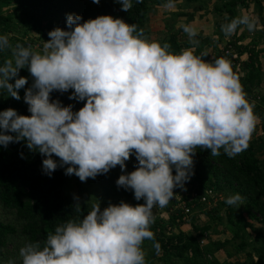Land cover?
Masks as SVG:
<instances>
[{
    "label": "clouds",
    "instance_id": "9594fccd",
    "mask_svg": "<svg viewBox=\"0 0 264 264\" xmlns=\"http://www.w3.org/2000/svg\"><path fill=\"white\" fill-rule=\"evenodd\" d=\"M117 2L122 11L132 8V0ZM166 6L173 7L172 0ZM81 21L80 15L67 14L68 30L49 31L42 51L18 44L14 60L0 65V91L19 101V90L25 89L30 113L0 111V146L24 142L44 157V174L50 177L68 165L65 175L82 182L116 166L124 172L134 156L135 170L120 175L116 185L144 203H109L103 210L98 203L78 222L57 226L42 248L25 243L21 264H146L142 244L155 240L152 209L165 207L175 198L174 189L190 181L195 149L212 156L222 149L234 157L248 147L258 118L227 60L206 62L192 49L172 53L167 43L146 40L135 24L110 15ZM239 25L253 28L243 16L221 29L231 35ZM183 30L190 38L197 35L191 26ZM9 47L8 37L0 35V51ZM24 68L33 78L28 88V79L19 76ZM69 90V100L84 102L78 111L51 99L54 91ZM241 199L237 193L225 202ZM74 200L80 211L79 198ZM153 247L159 254V243Z\"/></svg>",
    "mask_w": 264,
    "mask_h": 264
},
{
    "label": "trees",
    "instance_id": "16d2710c",
    "mask_svg": "<svg viewBox=\"0 0 264 264\" xmlns=\"http://www.w3.org/2000/svg\"><path fill=\"white\" fill-rule=\"evenodd\" d=\"M179 1L191 3L195 0H172V3L174 5ZM254 1L257 18L264 26L262 17L264 6L260 0ZM168 3L169 0H140L139 3L137 0H132V8L129 12H125L121 10V5L117 0H100L99 4H94L92 0H0V6L14 7L19 16L20 25L28 32L34 33L40 40L41 46L44 41L50 39L49 31L57 27L68 30L67 14L80 15L81 23L101 15L120 18L127 24H135L137 31L142 30V37L147 40L150 34L148 23L151 10H155V7L166 6ZM244 4L246 0H229L222 7L223 9H219L220 12L225 10L229 19H223L217 24V38L213 44L217 46L226 38L228 39L217 58L227 60L234 74L235 64H241L240 73L243 75H238L239 82L247 100L253 107L255 116L261 123V135L250 138L248 147L234 157L224 154L222 149L219 156L210 155L208 150L195 149L194 175L188 181V195H181V200L186 201L188 207L194 206L193 214L197 208H200V214L213 222L221 221V209H225L229 224L227 231L232 237L223 243L214 241L206 243L205 241L202 244V240H207L206 238L212 233L211 224H190L192 229L186 232L183 227L189 225L188 218L183 214V210L176 209L168 220L158 217L150 225L155 240L146 239L142 244L146 264H154L147 254L148 246L154 242L160 245L159 253L162 255L163 264H222L217 259V253L227 246L234 247L238 254L244 252L247 247H252L256 259L248 253V259L244 264H264V96L256 101L258 90H261L264 85L261 78L263 63L260 60V53L264 51L248 49L235 40L240 25L231 35H226L221 29L222 25L230 23L233 18L237 17L236 7ZM174 16L185 15L176 13ZM13 26L14 15H0V35H6L10 45L4 51H0V65L6 60L13 59L12 53L16 45L31 47L29 41L10 37ZM183 28L171 35L165 42L170 45L169 51L179 54L185 49H192L194 55L206 60L203 49L211 47L213 39L203 37V34L199 33L192 38L188 35L187 39L181 42L179 33L186 34ZM191 40L197 43L193 44ZM228 51H230L229 54H227ZM235 54L237 59H234ZM244 57L246 58L243 59ZM19 76L28 79L25 88L31 86L33 78L27 68L21 69ZM10 82L14 83V81ZM24 91L25 89L19 90L21 99L24 97ZM71 92L72 90H69L61 94L54 91L51 99L59 100L64 106L71 104L73 111H78L84 106V102L69 100L68 96ZM8 108L15 109L20 115H30L27 111L28 106L8 96L6 91H0V111ZM21 153H23V158ZM43 158L38 152L30 151L24 142L9 144L7 148L0 146V264H8L10 260L14 261V264H21L19 249L25 243H39L42 248L48 235L54 234L57 226L68 221L78 222L93 208L88 204H80L81 210L77 211L73 207L76 202L66 195L67 180L63 167H58L49 177L42 172ZM53 159L59 160L55 156ZM136 165L135 160L133 171ZM122 174L121 169L115 167L107 174L97 175L95 179L91 178L100 190L106 207L109 203L119 204L121 201L132 206L144 203L143 199L140 201L134 199L132 190H125L116 185V180ZM177 190L174 189V192ZM81 191L86 190L81 188ZM206 191H218L225 198L215 207H207L199 202V198H193L194 193L200 197L205 195ZM237 193L242 199L235 205L225 202L229 196ZM241 202H243V207H241ZM240 207L243 208L242 213H239ZM251 221H258L263 228H255ZM249 230L252 233H249ZM252 241L254 245L251 246ZM154 252L157 254L156 250Z\"/></svg>",
    "mask_w": 264,
    "mask_h": 264
},
{
    "label": "rangeland",
    "instance_id": "374dc122",
    "mask_svg": "<svg viewBox=\"0 0 264 264\" xmlns=\"http://www.w3.org/2000/svg\"><path fill=\"white\" fill-rule=\"evenodd\" d=\"M260 1L262 3L264 2V0H260ZM235 10L238 12V14L236 15L237 16L236 18L243 17V16L250 17V15L257 18L256 2L254 0H246V4L238 5ZM176 13H184L185 16H181V17L174 16ZM8 14L14 15L13 32L11 33L10 37L21 38L25 42L29 41L31 43V49H33V51L35 52L42 51L41 42L35 36V34L32 32H28L26 28L20 25V19H19L18 14L14 10V7L13 6H10V7L0 6V15H8ZM208 14L209 13H206L203 16L206 17ZM193 15H194V18H193ZM216 15L220 19L219 22L223 19H226V20L229 19L227 16H223L222 14H219V13H217ZM195 17H196V8L192 9V6L189 7L188 4L182 1L177 2V4L173 7H166V6L155 7V10L152 9L151 14H150V19L148 23L150 34L147 40L158 41L161 45H163L169 39L171 35H173L174 33H178L182 27L192 23ZM215 19L216 17L213 16L212 23H214ZM209 27H210L209 28L210 31L206 32L207 36L203 35V37H209L208 34H211V33L213 34V32H211L212 25ZM179 34H180L179 36L181 37L180 38L181 42L186 40L188 37L187 33L185 35H182L181 33ZM252 34L254 35L251 36ZM213 35L211 36L213 37ZM212 39H213L212 40V44H213V41H215L216 38H212ZM235 40H237L243 47H247L248 49H254V48L256 49L258 47H263L264 45V26L260 28H256V26L253 24V28L249 30L246 25H240L237 30V34L235 35ZM227 41L228 39L226 38L223 41V43L218 44L217 46L213 44L211 47H205L203 49V52L206 55L205 61L213 62L217 58L218 53L223 50L224 45L227 43ZM254 44H255V47H254ZM245 58L246 57H244L243 59ZM261 59L264 65V56H262V53H260V60ZM261 78L263 82L262 84H264V71H262L261 73ZM258 92H259V95H258L259 97L264 96V85H263V88H261V90H258ZM18 102H20L24 106H28L26 103H24L23 99H20ZM259 134L261 135V123L257 119V122L253 130V133L251 135V138ZM134 163H135V157L131 156L129 160L126 161V169L123 172V174L132 172L133 171L132 167ZM66 167L68 166L67 165L63 166L64 171ZM116 168L120 169L119 166H116ZM66 180H67L66 195L68 196L70 200H72L73 202H77L76 200H74V197H78L79 203L81 205L88 204L93 207L94 205L99 203L101 210H103L106 207L100 190L94 185L93 180L91 178H88L86 181L82 182L77 176L73 174V175H66ZM78 184H80V186H78ZM81 188L85 189L86 191L85 192L81 191ZM187 188L189 189L188 182L185 184L184 189L177 188L178 190L174 192L176 194L175 198L170 200V202L165 207H157L156 212L153 214L154 219L159 217L160 219L168 220L169 217L172 216V213L170 210L169 212L167 209L171 208L172 210V206L177 201V198L181 199V195H188L189 190H187ZM212 195H215L216 197L219 196V201H223L225 198V196H223L221 193H218V191L213 192ZM241 203H242L241 207H243V202ZM242 212H243V208L240 209L239 213H242ZM220 217H221L220 222H212L211 220L208 221V218L206 216L200 214V208H197L195 210V213L192 214V216L189 217L188 219L189 225L184 226L183 230L186 232H190L192 229V226H190V224L192 225H204L205 223L213 224L214 228H216V232L210 233V236H208V238H206L207 240H205L206 243L213 242V241L223 243L224 241L231 239L232 236H231V233H227L229 224L227 223L225 209H221ZM252 245H254L253 241L251 243V246ZM154 251H155V248L153 247V244H150L147 248L148 256L151 257L154 264H163L161 262L162 255L160 253L155 254ZM228 251H229V254H228ZM248 253H251V255L254 254L252 247H247L244 252L238 254L234 247L227 246L225 249H222L221 251L217 253V259L222 264H233V263L234 264L235 263L244 264L248 259ZM254 258L255 256L253 255V259Z\"/></svg>",
    "mask_w": 264,
    "mask_h": 264
},
{
    "label": "crops",
    "instance_id": "0c3cea01",
    "mask_svg": "<svg viewBox=\"0 0 264 264\" xmlns=\"http://www.w3.org/2000/svg\"><path fill=\"white\" fill-rule=\"evenodd\" d=\"M227 1H229V0H195V1L191 2V3H188L186 1H182V2H185L186 4H188L189 7L192 6V9L193 8L194 9L196 8V17H195V19L193 20L192 23L188 24V26H191L194 30H196V33L197 34H199V33L202 32L203 35H206L207 36V33L206 32H209L210 31L209 30V28H210L209 26L212 25V31L211 32H213L214 35L212 33L211 34H208V35H209V37H212L211 35H213L212 38H217V35H216V25H217V23H219V20L220 19L218 18V16L216 14L219 13V14H222L223 16H227L228 17V13L225 10L224 11L222 10L221 12L219 11V9H221L225 5V3H227ZM176 4H174L173 6H175ZM262 4L264 6V2ZM235 12H236V15H237L238 12L236 10H235ZM206 13H209V14L206 17L203 16ZM213 16L216 17L214 23H212ZM262 17L264 19V10H263ZM193 18H194V15H193ZM249 18L251 19V21L253 22V24L256 26V28H260V27L263 26L262 23L259 21L258 18H255L252 15H250ZM253 35L254 34H252L251 36H253ZM254 47H255V44H254ZM263 47H264V45H263ZM263 47H258L256 49L255 48L254 49L256 51H258V52L259 51L261 52V51H264V48ZM261 53H262V56H264V52H261ZM261 61H262V59H261ZM263 67H264V65H263ZM263 71H264V69H263ZM208 221H210V220L208 219ZM251 223H252V225L255 228H258V229L263 228V225L261 223H259L258 221H251ZM211 226L213 228L212 233H215L216 232V228H214V225L213 224H211ZM223 233H225V232H223ZM227 233H230V232L227 231ZM249 233H252V231L249 230Z\"/></svg>",
    "mask_w": 264,
    "mask_h": 264
},
{
    "label": "built area",
    "instance_id": "2783aa9c",
    "mask_svg": "<svg viewBox=\"0 0 264 264\" xmlns=\"http://www.w3.org/2000/svg\"><path fill=\"white\" fill-rule=\"evenodd\" d=\"M229 52H230V51H228L227 54H229ZM234 59H237L236 54H235V56H234ZM235 67H236V72H235L234 75L238 78V75H240V76L243 75V74L240 73V72H241V64H240V63L235 64ZM238 80H239V78H238ZM258 95H259V94H257L256 101H257V100H260V97H259ZM254 103H255V102H254ZM212 194H213V192H211V191H206V192H205V195L199 197V195H198L197 193H194V194H193V198H195V199H196V198H197V199L199 198V202H200L201 204L207 206V207H215V206L220 202V201H219V196L216 197L215 195H212ZM191 200H193V199H191ZM176 202H177V203L174 204V205L172 206V210H170L171 213L175 212L176 209H181V210H183V214L186 215L187 218L189 219V217H191L192 214H193V208H194V206H190V207H188L186 201H182V200L179 199V198H177V201H176ZM157 207H158V206H156V207H154V208L152 209L153 214L156 212ZM170 211H169V212H170ZM201 243L204 244V243H205V240H202Z\"/></svg>",
    "mask_w": 264,
    "mask_h": 264
}]
</instances>
